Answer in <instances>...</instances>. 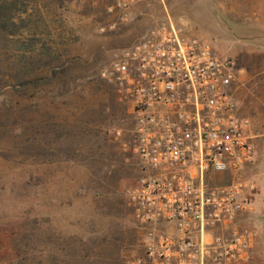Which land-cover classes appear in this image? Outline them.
I'll return each mask as SVG.
<instances>
[{
    "label": "rangeland",
    "instance_id": "obj_1",
    "mask_svg": "<svg viewBox=\"0 0 264 264\" xmlns=\"http://www.w3.org/2000/svg\"><path fill=\"white\" fill-rule=\"evenodd\" d=\"M167 18L232 62L253 145L239 175L256 188L264 0H0V264H127L141 254L126 200L141 174L128 149L130 106L100 73ZM249 220L237 223L250 231Z\"/></svg>",
    "mask_w": 264,
    "mask_h": 264
},
{
    "label": "built area",
    "instance_id": "obj_2",
    "mask_svg": "<svg viewBox=\"0 0 264 264\" xmlns=\"http://www.w3.org/2000/svg\"><path fill=\"white\" fill-rule=\"evenodd\" d=\"M100 75L128 100V149L141 171L126 200L143 230L142 251L127 264H245L252 234L237 222L251 211L255 185L239 170L253 145L232 62L167 18ZM220 172L234 175L209 186Z\"/></svg>",
    "mask_w": 264,
    "mask_h": 264
},
{
    "label": "crops",
    "instance_id": "obj_3",
    "mask_svg": "<svg viewBox=\"0 0 264 264\" xmlns=\"http://www.w3.org/2000/svg\"><path fill=\"white\" fill-rule=\"evenodd\" d=\"M257 160L256 157V163ZM260 165V172L256 175V188L251 198V211L241 218L250 217L247 224L252 225L251 254L245 264H264V161Z\"/></svg>",
    "mask_w": 264,
    "mask_h": 264
}]
</instances>
